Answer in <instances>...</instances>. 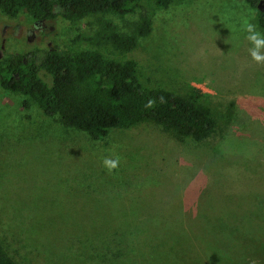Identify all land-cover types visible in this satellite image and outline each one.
Here are the masks:
<instances>
[{"label":"rangeland","instance_id":"rangeland-1","mask_svg":"<svg viewBox=\"0 0 264 264\" xmlns=\"http://www.w3.org/2000/svg\"><path fill=\"white\" fill-rule=\"evenodd\" d=\"M138 13L55 17L0 12V58L35 48L99 49V21L129 33ZM244 0H181L118 60L147 85L195 89L216 130L177 140L158 125L98 139L61 126L0 87V241L18 264H264V65L255 64ZM260 30V29H259ZM30 37V40H28ZM40 76L50 84L44 72ZM119 156L109 172L104 157Z\"/></svg>","mask_w":264,"mask_h":264},{"label":"trees","instance_id":"trees-1","mask_svg":"<svg viewBox=\"0 0 264 264\" xmlns=\"http://www.w3.org/2000/svg\"><path fill=\"white\" fill-rule=\"evenodd\" d=\"M179 1L0 0L2 14L14 17L26 13L33 20L60 16L76 22L94 15L123 17L138 13L129 33L119 32L109 21H99L96 32L84 39L105 53L99 49L54 47L5 54L0 58V87L25 97L24 108L36 105L62 127L84 132L92 139L111 130L153 123L177 140H205L215 133L216 124L210 108L199 100L203 94L192 89L182 96L149 86L140 79L134 60L113 57L134 50L139 39L150 35L153 13ZM246 2L254 9L256 23L264 33V12L256 9V0ZM41 72L50 77V84ZM149 100L154 101L151 108L146 107ZM0 264H18L8 256L1 241Z\"/></svg>","mask_w":264,"mask_h":264},{"label":"clouds","instance_id":"clouds-1","mask_svg":"<svg viewBox=\"0 0 264 264\" xmlns=\"http://www.w3.org/2000/svg\"><path fill=\"white\" fill-rule=\"evenodd\" d=\"M243 32L245 33V40L251 45L248 48V54L251 60L257 65H264V33L259 30V25L246 20L243 26ZM163 100V98H161ZM154 101L149 100L146 107L151 108ZM120 165L119 156L104 157L102 160V166L109 172L117 169Z\"/></svg>","mask_w":264,"mask_h":264},{"label":"flooded vegetation","instance_id":"flooded-vegetation-1","mask_svg":"<svg viewBox=\"0 0 264 264\" xmlns=\"http://www.w3.org/2000/svg\"><path fill=\"white\" fill-rule=\"evenodd\" d=\"M244 1L246 2V0H244ZM261 1H264V0H256V4H255V6H256V9H257L258 11H260V10L258 9V4H259ZM246 3H247V2H246ZM247 5L251 7V5H250L249 3H247ZM251 8H252V7H251ZM252 9H253V8H252ZM263 12H264V7H263ZM43 21H44V20H35V24H36V25H38L39 23L42 24ZM28 40H30V37H28ZM50 49H53V48H50Z\"/></svg>","mask_w":264,"mask_h":264},{"label":"water","instance_id":"water-1","mask_svg":"<svg viewBox=\"0 0 264 264\" xmlns=\"http://www.w3.org/2000/svg\"><path fill=\"white\" fill-rule=\"evenodd\" d=\"M263 7H264V1H261L259 4H258V9L263 12Z\"/></svg>","mask_w":264,"mask_h":264}]
</instances>
